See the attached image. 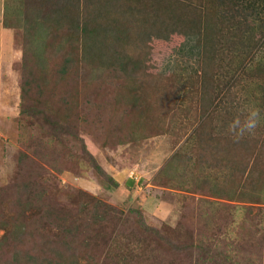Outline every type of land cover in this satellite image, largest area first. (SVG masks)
Here are the masks:
<instances>
[{
	"label": "rangeland",
	"instance_id": "rangeland-1",
	"mask_svg": "<svg viewBox=\"0 0 264 264\" xmlns=\"http://www.w3.org/2000/svg\"><path fill=\"white\" fill-rule=\"evenodd\" d=\"M166 2L188 35L152 16ZM77 16L131 33L85 46ZM33 43L50 50L40 75L21 61ZM100 47L136 65L104 77ZM263 84L264 0H0V264H264ZM73 98L59 132L43 112ZM253 108L251 156L216 153Z\"/></svg>",
	"mask_w": 264,
	"mask_h": 264
},
{
	"label": "trees",
	"instance_id": "trees-1",
	"mask_svg": "<svg viewBox=\"0 0 264 264\" xmlns=\"http://www.w3.org/2000/svg\"><path fill=\"white\" fill-rule=\"evenodd\" d=\"M157 3H160V1ZM164 4H166L168 7H160V8H156V9L154 8V10L152 12V16L153 15L156 16L161 12L167 14L168 12L173 11V13H174L173 17H170V18L163 17L164 18L163 21L165 23H168L167 25L166 24L165 25L170 30L171 37H174V35L182 36V37L184 35L185 36L188 35L189 32H186V30L188 31L189 25H187V27H186L185 21L182 19V17L178 16L179 11L170 3L166 2ZM114 9H116L115 12L120 11V9H118V8H114ZM120 13H121V11H120ZM157 17H159V16H157ZM69 20H71V22H69V25H68L69 28L72 27L76 22V25H74V26L83 32L82 42L84 43L85 46H86L85 42H87L88 38H93V47L96 46V43H97V40L99 39V37L103 34L108 33V32L110 33V35H114L118 38H121L122 40L125 38V36L128 35V33H131L127 29H121L120 30L121 25L125 24L122 19H119L118 23L116 25H114V27L113 26L109 27L106 25H104L102 27V25H97L96 28L92 29V30L88 29V22L86 20L83 21L81 19H78V16L75 17V19L71 17ZM30 23L32 25H34L33 20H31ZM133 33H136V31H134ZM147 48H149V46L145 45L144 49L146 50ZM22 51H23V53H22L21 61L24 62V64L28 63V65H29V63L34 64L35 67H32V69H35L37 74L38 73L42 74L43 69H44V65L46 66L48 64L42 57L44 55H46L45 53H48L50 50L47 48L45 51H43L40 48V43H33V44H30L28 46V48H22ZM96 51H98V52H97V56L94 60V66L96 68L97 64H95V63H98V66L100 68L106 67L108 72L106 73L107 75L106 74L104 75V77L109 76V75H112V76H115L117 74L120 75V74L124 73L127 68H130V66L136 65L134 62H132V60L130 58V57H134V55L132 53L131 54H128V53L125 54V52H121V51H118L116 49L113 52H111V51L109 52V49L107 47H106V49L100 47V48L96 49ZM68 59L69 58H66L65 62L68 61ZM58 70H59L58 71L59 74H61V75L67 74L68 73L67 72L68 71V64L67 63L66 64L61 63V66L58 68ZM40 74H38V75H40ZM188 74L189 73H187V77H188ZM39 84H40L39 81L33 82V81L26 80L24 82V86L22 89V100L25 101L27 99V96L30 93L31 87H33V85L38 86ZM220 85H219V87L218 86L216 87L217 96L221 92H223V89L220 88ZM231 85L232 84L229 83L228 90H229ZM262 88L264 89V84H263ZM51 91L55 92L53 89ZM62 98H64L63 95L59 99L63 100ZM69 101H71V102H69ZM67 102H69L70 104L73 102V105H71L72 107L70 105H68V107L55 108L53 110H51V108H50L48 110H45V112H43V114L47 118H51L52 116L54 117V118H52V120H48V122L52 123L53 125H56V128H58L60 130L59 132H61L64 129H67V126H63V124H61V122L59 121V119L57 117H62L64 115H66L68 118V122L72 123L71 122V121H73L72 120L73 118L71 116L72 115L71 114L72 108L76 106V104L78 103V100L76 98L75 99L73 98L72 100L68 99V101L62 102V103H67ZM263 102H264V99H263ZM233 103L234 102L230 99V101L225 102L224 104H222V106L229 107L231 105V108H230V110H231L235 106V105H233ZM211 105H212V103H211ZM222 106L218 105V107H222ZM230 110H229V113H230ZM20 112H22V111H20ZM156 119H161V118L156 117ZM219 136H222V135H219ZM234 138L235 139H233L231 136H229V137L224 136L223 138L219 137V139H218V137L214 138V140L216 139V142H217L216 143V153H219L220 155L221 154L226 155V152L233 150L232 152H229V154H231V156H229V158L233 159L234 158L233 152L234 151L236 152L237 150H239L240 155H241V153L243 155H245V153L247 151H249L247 156H251V153L253 152V150L251 151V148H250L251 146L249 145L250 144L249 139H246V138L241 139L240 137L237 139L236 136ZM235 140H236V142H234ZM240 141H241V145L239 144ZM249 148H250V150H249ZM84 150H86V147H84ZM86 153L88 154L89 152L86 150ZM261 157L264 161V148H263V152H262ZM198 159H199V161H201L199 157H198ZM94 166H95L94 172H96L99 175L101 173H104V170L100 165L95 163ZM261 168H263V167H261ZM263 175H264V173H263ZM81 199H82V201H81L80 207L89 209L92 212V215H91L92 221H94V223L100 224L102 222L101 220L103 219V217H102V214L98 213V210H99V208H101L100 206L102 205V203H97V202L89 203L91 198H89L88 196H87V198H83L81 196ZM99 236H101V235H99ZM91 245H95V244H91ZM13 249H14V255H13L14 261H17L18 259H21V258H25V254H26L25 250L21 251L20 248H17V247H13ZM212 259H214V258H212Z\"/></svg>",
	"mask_w": 264,
	"mask_h": 264
},
{
	"label": "clouds",
	"instance_id": "clouds-1",
	"mask_svg": "<svg viewBox=\"0 0 264 264\" xmlns=\"http://www.w3.org/2000/svg\"><path fill=\"white\" fill-rule=\"evenodd\" d=\"M260 119V110L253 108L249 111L247 118L241 122L239 119L235 120L230 129L235 133L236 138L243 136L245 133H252L258 126Z\"/></svg>",
	"mask_w": 264,
	"mask_h": 264
}]
</instances>
